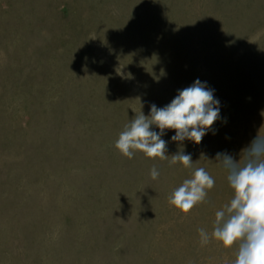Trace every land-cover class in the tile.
Segmentation results:
<instances>
[{
    "label": "rangeland",
    "instance_id": "1",
    "mask_svg": "<svg viewBox=\"0 0 264 264\" xmlns=\"http://www.w3.org/2000/svg\"><path fill=\"white\" fill-rule=\"evenodd\" d=\"M197 79L220 119L200 144L161 137L215 179L185 215L168 197L191 169L114 145ZM258 131L264 0H0V264H232L197 230L232 196L217 153Z\"/></svg>",
    "mask_w": 264,
    "mask_h": 264
},
{
    "label": "clouds",
    "instance_id": "2",
    "mask_svg": "<svg viewBox=\"0 0 264 264\" xmlns=\"http://www.w3.org/2000/svg\"><path fill=\"white\" fill-rule=\"evenodd\" d=\"M219 105L214 90L197 79L191 86L178 90L166 106L158 108L152 104L148 115L142 110L135 113L115 141V148L128 159L140 152L147 158L166 160L169 166L180 163L192 170L189 178L168 197L169 204L185 215L206 202L215 179L204 167L194 168L192 156L183 150L166 155L167 141L161 137L165 130H175L172 141L187 139L200 144L220 119ZM153 126L159 132L152 130ZM215 161L226 173L232 196L215 212L210 232L205 228L197 230L200 245L214 240L226 249L236 246L232 264H264V134L258 131L256 137L241 149L239 159L224 152L217 153ZM159 175V170L153 167L151 178L156 180Z\"/></svg>",
    "mask_w": 264,
    "mask_h": 264
}]
</instances>
